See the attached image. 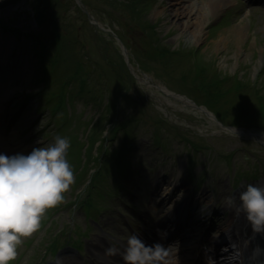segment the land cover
<instances>
[{
  "label": "rangeland",
  "instance_id": "obj_1",
  "mask_svg": "<svg viewBox=\"0 0 264 264\" xmlns=\"http://www.w3.org/2000/svg\"><path fill=\"white\" fill-rule=\"evenodd\" d=\"M7 1L0 0L3 22L23 31L37 28L25 12L29 11L26 0ZM60 1L70 10V17L65 19L68 27L60 31H68L72 36L68 43L69 54L82 62L81 71L86 69L85 88L89 90L76 91V81L71 80L69 93L74 100L70 97V102L67 101L66 93H62L49 101V109L56 110L52 112L55 127L51 119L48 121L50 112L41 105L47 90L58 92L54 88V76L39 78L27 41L0 29V154L26 156L33 149L52 143L57 135L52 134V130L60 131L65 127L76 126L75 132L82 140V135L91 129L96 139L102 133L105 135L106 123L95 125V120L103 115L100 104L94 106L93 103L97 95L100 100L109 99L111 104L121 102L118 120L122 124L130 121L127 132L132 136L128 157L135 168L125 173L122 185L106 202L96 197L93 204L104 203L105 207L92 211L91 217L74 204L73 194L78 195V200L84 195L81 180L75 178L71 195L69 191L65 194V205L52 214L51 221L44 217L39 231L24 240L11 264H125L122 254L130 234L135 232L147 245L167 241L166 235L173 229L172 223L163 220L168 215H175L182 223L201 217L194 235L204 234L210 238L217 228L227 223L230 215L242 216L243 212L237 211L240 192L248 184L264 187V128L255 126L257 114L255 116L252 93L245 91L243 98L233 101V97L219 105L226 104L230 109L224 120L228 124L240 116L241 108L246 109L241 112L243 116L237 126L241 127L237 129L240 134L233 135L202 112L150 84H163L176 93L187 94L197 104L203 105L206 99L203 90L194 86L197 83L194 76L189 74L191 77L186 80L182 75L193 69L192 59L178 57V54L171 58L158 56L154 48L158 44L170 51L188 52L198 48L202 58L215 62L225 76L237 75L248 83L262 82V79L264 82V0H225L217 11L212 10L213 0H159L140 16L121 3L129 0H84L89 8L83 4L78 13L71 1ZM73 1L76 5L79 3V0ZM174 3L191 10L190 15L175 17ZM183 8L180 7V13ZM197 13L204 15L205 26L200 36ZM95 21L105 30L99 29ZM187 22L193 26L186 27ZM145 23L156 24V38L151 36ZM115 33L126 49V56L112 36ZM116 73H120L121 78ZM126 73L131 76L129 82ZM44 84L43 89L35 92ZM71 106L77 112L74 119L58 118L59 108L66 110ZM246 128L257 136L242 134ZM67 132L68 129L58 135L68 138ZM156 137L159 141L154 142ZM117 140L115 137L108 141L107 149H116ZM188 141L197 147L191 151L193 163L188 167L189 177L184 173L189 156ZM69 155L68 152L70 163ZM192 176L202 178L192 184ZM113 181L114 177L104 176L98 190L102 194L114 191ZM94 192H91L93 196ZM203 196L206 201L202 200ZM230 196L236 197L234 206L228 204ZM241 223L246 224V218L243 217ZM165 226L167 234L163 231ZM75 230L78 233H74ZM69 234L80 242L77 252L67 251L63 244L64 236ZM53 236L60 239L59 248L43 256V246L52 241ZM194 239L187 241L194 242ZM186 243H181L180 247L185 248ZM196 244L199 250L205 247ZM112 245L120 249L121 255H105ZM164 247L174 255L169 263L165 258L161 264H175L177 259L186 256V249L178 253L171 242Z\"/></svg>",
  "mask_w": 264,
  "mask_h": 264
},
{
  "label": "trees",
  "instance_id": "obj_2",
  "mask_svg": "<svg viewBox=\"0 0 264 264\" xmlns=\"http://www.w3.org/2000/svg\"><path fill=\"white\" fill-rule=\"evenodd\" d=\"M69 1L73 3L76 12L80 11V7L74 4L73 0ZM26 2L28 4L29 11L25 12L29 15V18L34 20L37 28H26L23 31L17 27H9L7 24L2 22V20H0V25L5 30H12L18 37L27 41V47L31 50L30 54H32L33 59H35V63L41 66L39 72H42L46 78H48L50 74L54 76V81H56L54 88H57L56 90L58 92L55 93L52 90H47V92H45V95H47L46 97L49 99L53 98L54 100L56 94L60 95L62 93H66L68 97L67 101L70 102L72 93H69V84L71 80L76 81V91H87L89 89L85 88V77L87 75L86 69L81 71L82 62L75 58H71V54H69L68 43L69 38L72 36L68 34V31H60L61 28L68 27L66 26L67 22L65 21L66 17H70L68 5L61 2L60 0H26ZM81 2L85 4L87 8H89L88 3H86L84 0H81ZM154 2L157 3L159 0H129L128 2L121 3L127 5L132 13L140 16L142 13H145ZM145 24L151 36L156 38V24ZM117 36L119 37V35ZM159 45L160 44L154 47L158 56H170L169 58H171L172 56L178 54V57L189 56V58L192 59L191 62L193 63V69L182 73V75L186 80L188 76L191 77L189 74L194 76V81L197 82L194 84V86L202 89L204 92V98H206L203 101V105L212 111L217 119H219L221 122H224L226 114L230 111L226 104H224V107H220L219 105L221 102H226V100H229L233 97V101L237 97L243 98V93L245 91H249L252 93L255 100V116L257 114V121L254 122L256 123L255 126L264 128V82L261 77L260 79H262V82L249 81L250 83H248V80L244 81L237 75L225 76L218 69L215 62H206V60L202 58V54L198 48H193L188 52L170 51V49ZM64 48L65 51L62 52ZM122 65L124 66L123 63ZM117 70L119 71L118 68ZM262 74H264V72ZM116 75L121 78L120 73H116ZM126 77L127 81L129 82L131 76L126 73ZM54 88L53 90H55ZM93 103L94 106L100 104L103 111V115H100V117L95 120V125H98L99 123L112 125L110 129L107 130L106 136H100L96 139L95 136L93 137L94 130L91 129V131H86L82 140L79 138V134L75 132L76 126H74L73 129H70L71 127H65L60 131L55 130L57 135H61L62 132L67 131V129L69 130V132H67V136L70 141V148L68 150L70 153L69 156L71 157L70 164L73 167L75 178L77 180H81L79 184H82V182L86 181L88 171L90 169H94L88 184L84 188L86 195L80 201V207H83L86 212L95 208L91 192L93 189H95L94 183L100 180L102 170L104 172L110 171L111 174L116 173L117 175H123L128 169L127 167L130 164V160L126 156V152L128 151L127 142L132 136V133L127 132L130 129V121L126 120V124L122 127V123L117 120L122 109L121 102L111 104L109 99L103 101L102 99L100 100L97 95H95ZM222 108H224V110H222ZM244 110L246 111L245 108H241L239 112L240 116L230 120V124L239 126V119L241 116H243L241 115V112ZM57 111H61V115L63 117L66 116L67 120L74 119V117H76L75 115H77V112H74L72 106L69 107L70 112L64 113L62 107ZM76 122H74V125ZM115 136H120L116 137L119 140V143L115 145L116 149H107L109 144H105V142L113 140ZM97 141V145L94 146L95 142ZM93 146L95 150L94 154L91 151ZM193 147H195V144L189 143V148L191 150ZM97 195L100 196L101 194L99 193ZM103 197L106 198V195Z\"/></svg>",
  "mask_w": 264,
  "mask_h": 264
},
{
  "label": "clouds",
  "instance_id": "obj_3",
  "mask_svg": "<svg viewBox=\"0 0 264 264\" xmlns=\"http://www.w3.org/2000/svg\"><path fill=\"white\" fill-rule=\"evenodd\" d=\"M235 135V129H230ZM70 141L56 135L54 141L37 147L28 155L0 154V264H11L25 239L41 228L47 211L59 206L75 182L74 170L67 159ZM235 196L228 197L234 206ZM254 233L264 232V187L248 184L239 194V207ZM259 257L264 250H253ZM105 255H121L112 245ZM168 255L156 243L146 245L138 234H130L122 259L125 264H161Z\"/></svg>",
  "mask_w": 264,
  "mask_h": 264
},
{
  "label": "bare ground",
  "instance_id": "obj_4",
  "mask_svg": "<svg viewBox=\"0 0 264 264\" xmlns=\"http://www.w3.org/2000/svg\"><path fill=\"white\" fill-rule=\"evenodd\" d=\"M224 3L225 0H213L211 2L212 10L213 11L219 10L222 4ZM180 4L181 3H179V5ZM173 5L176 4L174 3ZM177 6L178 5L173 6L174 11L177 12L175 13V17L179 19L181 17L185 18L188 15H190L191 10L190 11L189 9L185 10V8H183L182 6L179 7ZM180 7L183 8L181 13L179 12ZM203 13H199V14L197 13L198 14L197 18H199V22H200V24L198 22L199 36L202 34L205 26L204 23H202V19L204 17V15H202ZM187 26L191 27L193 26V24L191 25L190 22H187L186 27ZM161 86L159 88L163 90L165 94L171 93L167 88L163 89L164 87ZM175 98L181 101L180 98L178 97ZM202 200L206 201V197L203 196ZM195 203L197 204L198 201ZM237 205L239 207V200ZM242 214H243L242 216L239 217L236 216L237 221L234 220V218L232 217L233 221L235 222V224H232L234 223L233 221H231L230 223L231 229L233 228L232 229L233 231L230 230V232L228 233L226 229L222 230L221 228H217V230H215L214 232L215 235H219V234L226 235L225 243L223 241L219 244H214L213 242H211L209 236L206 235L204 236V234L203 235L201 234L202 236L198 234H196L197 236L194 235L195 232L194 228L196 227L197 223L201 220L200 217V218H191L186 223L177 225L175 230L166 237L167 241L161 242V244L164 246L167 245V243L171 242L172 244L175 245L176 247L175 249L178 250V253L186 249L185 258H183L182 260L177 259V261L174 262L175 264H263L262 258H264V253L259 255V257H257V255L254 254L253 250L256 249L257 247H259V249L261 250H264V232L254 233L250 224L247 223L246 225H242L241 220L243 221V217L244 219L246 218L245 214L244 213ZM163 220H166L167 221L166 223L177 222L175 215H170V216L168 215L167 217L163 218ZM197 237L199 238L200 243L202 244L203 242H205L207 246L210 248V250H208L207 253H204L202 251L199 252L198 259L194 260V257H192V253H190L189 255V252H191L192 249L197 247L196 241L191 242L193 238L196 239ZM189 238H191L190 242L187 241ZM185 242H187L185 248H181L180 247L181 243H185ZM167 252L168 255L165 258L169 263L168 260L170 259L172 254L174 255V252L171 251L170 249H167Z\"/></svg>",
  "mask_w": 264,
  "mask_h": 264
},
{
  "label": "water",
  "instance_id": "obj_5",
  "mask_svg": "<svg viewBox=\"0 0 264 264\" xmlns=\"http://www.w3.org/2000/svg\"><path fill=\"white\" fill-rule=\"evenodd\" d=\"M88 17H89V16H88ZM93 23H95L98 27H100V25H99L97 22H93ZM121 48H122L123 52L125 53V50H124L123 46H121ZM148 79H149V78H148ZM150 85L156 87L158 90H161V89L159 88L160 85H153V84H150ZM161 87H162V86H161ZM163 89H165V88H163ZM161 91H163V90H161ZM167 94H168V93H167ZM168 95H169V96H172V97H178V98L182 99L183 101H185L186 103H188L189 105H191V106H193V107H196V108H198V109L204 111V113H205L206 115H208V112H207L206 110H204V109H203L202 107H200V106H196L195 104L192 103V101H190V100H189L188 98H186L185 96H183V95H178V94H175V93H169ZM227 129H230V128L227 127ZM247 134H248V133H247Z\"/></svg>",
  "mask_w": 264,
  "mask_h": 264
}]
</instances>
